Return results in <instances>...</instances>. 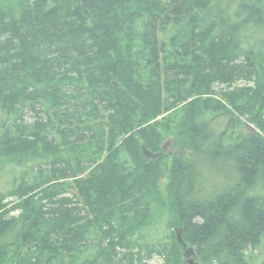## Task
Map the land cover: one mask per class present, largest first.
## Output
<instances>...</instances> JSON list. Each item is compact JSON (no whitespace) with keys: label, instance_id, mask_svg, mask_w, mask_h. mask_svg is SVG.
Here are the masks:
<instances>
[{"label":"trees","instance_id":"1","mask_svg":"<svg viewBox=\"0 0 264 264\" xmlns=\"http://www.w3.org/2000/svg\"><path fill=\"white\" fill-rule=\"evenodd\" d=\"M263 34L264 0H0V160L50 159L0 195V261L13 244L17 264H187L175 232L162 245L132 238L168 210L202 264H255ZM168 134L180 155L163 152ZM215 165L233 176L213 196Z\"/></svg>","mask_w":264,"mask_h":264},{"label":"rangeland","instance_id":"2","mask_svg":"<svg viewBox=\"0 0 264 264\" xmlns=\"http://www.w3.org/2000/svg\"><path fill=\"white\" fill-rule=\"evenodd\" d=\"M264 37V34L261 35ZM244 85V84H240ZM30 112V111H29ZM26 122L30 123L35 121V117L33 113H26ZM253 126L249 124L243 125L241 127L242 132H251ZM59 139V136H55ZM125 138H122L120 141L123 142ZM170 142V144L168 143ZM103 145L100 144L99 147H102ZM165 146L166 150L163 149V152L165 153H175L176 155H180V147L175 145V137L172 134H168L166 136V140L163 142L162 147ZM187 157L189 156V152L186 151ZM124 157L128 160H130V157L128 154L124 153ZM7 160V159H6ZM4 159L0 160V195H9L11 192H13L15 189L20 188L21 185L23 186V182L26 183L32 182L39 174L38 170L40 166L46 167L47 162L50 160L42 159H33L30 162H27V164H18L17 162L13 161V158L6 161ZM233 174L231 173V167L229 165H226L225 167H218V165H215L213 167V170L208 175V179L205 181L206 188L205 192L210 195H217L218 192L228 187V185L231 184V177ZM167 179H163L160 182L159 188L161 191V197L165 201V196L167 195ZM74 192V191H71ZM13 198H9V201H12ZM156 210V209H155ZM13 215H19V212L12 213ZM170 218V214L168 210L164 214H158V211L154 212V214L151 216L150 219L146 222V224L136 231L132 238L135 243H138L139 246L147 247V246H153L159 245V244H166L169 243L171 238L174 237L173 233H176L175 228H170L168 219ZM177 237V233H176ZM95 238V237H94ZM9 239V235L5 236L4 240ZM10 241V240H8ZM11 244V242H10ZM192 247V246H188ZM15 251V246L13 244L8 246V257L5 260L0 261V264H17L16 260L12 258V253ZM97 247L87 253H84L83 255H78L76 260H84L85 258H92L97 254ZM183 258L186 261L187 259L184 257V253L186 250H183ZM256 254L253 256L255 264H258L261 261H263L261 264H264V256H261L260 251L257 250L255 252ZM249 255L252 256L250 253ZM248 255V257H249ZM261 256L260 258H258ZM73 261L72 256H61L60 259L55 261V264H70ZM195 261L198 264H202L201 261L197 259V255L195 257ZM187 263V262H186ZM150 264H164V259L161 258L158 255H155L153 259L150 261ZM188 264V263H187Z\"/></svg>","mask_w":264,"mask_h":264},{"label":"water","instance_id":"3","mask_svg":"<svg viewBox=\"0 0 264 264\" xmlns=\"http://www.w3.org/2000/svg\"><path fill=\"white\" fill-rule=\"evenodd\" d=\"M168 143L170 144V142H168ZM163 149L166 150V147L163 146ZM142 151H143L144 156L148 160H156L162 155V153H153L152 151L147 149L145 146L142 147ZM176 233H177V239H178L179 244L182 245L183 250H186V252L184 253V257L187 259L186 262L188 264H198L195 261V257L197 255L195 247H189L188 248V245L183 240V237H182L183 236V229L177 228Z\"/></svg>","mask_w":264,"mask_h":264}]
</instances>
